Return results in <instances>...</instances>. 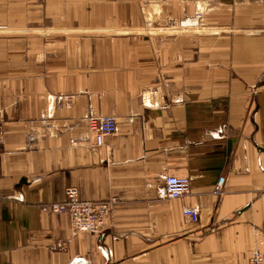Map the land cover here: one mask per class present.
Returning <instances> with one entry per match:
<instances>
[{
	"label": "crops",
	"instance_id": "obj_1",
	"mask_svg": "<svg viewBox=\"0 0 264 264\" xmlns=\"http://www.w3.org/2000/svg\"><path fill=\"white\" fill-rule=\"evenodd\" d=\"M201 6L202 31L182 29ZM90 113L117 121L99 149ZM0 121V264L264 253V0H0ZM168 176L189 193L160 200ZM68 188L118 200L98 234L48 209Z\"/></svg>",
	"mask_w": 264,
	"mask_h": 264
},
{
	"label": "built area",
	"instance_id": "obj_2",
	"mask_svg": "<svg viewBox=\"0 0 264 264\" xmlns=\"http://www.w3.org/2000/svg\"><path fill=\"white\" fill-rule=\"evenodd\" d=\"M240 1V0H233ZM201 13L195 18H190L188 25L181 23L183 27H196L201 19ZM87 123L93 135V147L99 149L104 147L105 139L117 131V121L113 116H101L90 113ZM4 127L0 121V151L4 145ZM225 178L220 177L214 186V195L222 197L225 194ZM191 179L187 177L168 176L164 185L158 191V198L162 201L177 200L184 197L191 189ZM116 198L101 201L82 200L76 188L66 190L65 199L62 202L51 203L48 209L56 214H68L71 218V230L74 234H98L106 225ZM184 217L192 223L199 221V209L186 207L183 209ZM247 264H264V253L253 251L248 258Z\"/></svg>",
	"mask_w": 264,
	"mask_h": 264
},
{
	"label": "rangeland",
	"instance_id": "obj_3",
	"mask_svg": "<svg viewBox=\"0 0 264 264\" xmlns=\"http://www.w3.org/2000/svg\"><path fill=\"white\" fill-rule=\"evenodd\" d=\"M183 1H185V0H183ZM187 1V0H186ZM152 4H150V6H151ZM149 11H150V13H152V14H154V13H156V12H158V5L155 3L153 6H151L150 7V9H148ZM204 12H205V9H203V6H201L200 8H199V11L197 12V13H201V19L199 20V23H198V25L196 26V27H188V28H190V29H193L194 28V30H191V31H199V32H201L202 31V22H203V15H204ZM197 13H195L194 15H192V16H190V17H186V18H184L182 21H180V24L181 23H183L184 22V24H185V20H188V19H190V18H195L196 17V15H197ZM152 17H153V15H152ZM190 23V21L188 22V24ZM181 27V26H180ZM182 28V27H181ZM182 29H185L184 27L182 28ZM109 34V33H116V32H114V31H104V32H101V31H92V30H89V29H86V30H84V31H82V36H95V35H102V34Z\"/></svg>",
	"mask_w": 264,
	"mask_h": 264
}]
</instances>
